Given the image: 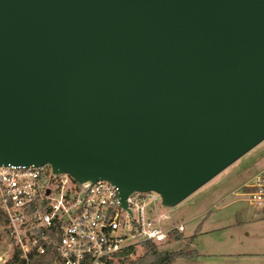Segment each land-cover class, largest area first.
<instances>
[{
	"label": "water",
	"instance_id": "95a60500",
	"mask_svg": "<svg viewBox=\"0 0 264 264\" xmlns=\"http://www.w3.org/2000/svg\"><path fill=\"white\" fill-rule=\"evenodd\" d=\"M264 139V0H0V166L173 207Z\"/></svg>",
	"mask_w": 264,
	"mask_h": 264
},
{
	"label": "built area",
	"instance_id": "2783aa9c",
	"mask_svg": "<svg viewBox=\"0 0 264 264\" xmlns=\"http://www.w3.org/2000/svg\"><path fill=\"white\" fill-rule=\"evenodd\" d=\"M244 185L247 202L264 208V170ZM122 207L118 189L107 181L77 182L49 165H1L0 264L17 249L24 263L48 248L59 264H104L121 249L144 241L161 243L181 233L183 222L161 211L160 195L134 191Z\"/></svg>",
	"mask_w": 264,
	"mask_h": 264
},
{
	"label": "rangeland",
	"instance_id": "374dc122",
	"mask_svg": "<svg viewBox=\"0 0 264 264\" xmlns=\"http://www.w3.org/2000/svg\"><path fill=\"white\" fill-rule=\"evenodd\" d=\"M264 170V139L169 211L183 222L180 239L170 238L159 249L194 250L193 259L177 258L170 264H264V208L247 202L243 186L253 184ZM0 242V255L4 251ZM131 259L144 253L134 245Z\"/></svg>",
	"mask_w": 264,
	"mask_h": 264
},
{
	"label": "trees",
	"instance_id": "16d2710c",
	"mask_svg": "<svg viewBox=\"0 0 264 264\" xmlns=\"http://www.w3.org/2000/svg\"><path fill=\"white\" fill-rule=\"evenodd\" d=\"M250 188H244V190H249ZM0 221L5 223L6 219L4 218L2 211L0 209ZM181 233L174 232L173 238L179 240ZM159 243H153L150 241L141 242L140 245L144 249V253L134 259H131V255L134 254V246H128L120 251L114 253L111 258L107 259L104 264H170L177 258H186L193 259L197 256V253L194 250H188L187 246L179 250H167L159 249ZM57 253L55 249L48 248L45 253L34 255L31 257L30 264H59L55 262ZM24 263L20 259L19 250H15L12 257L8 259L5 264H18Z\"/></svg>",
	"mask_w": 264,
	"mask_h": 264
}]
</instances>
